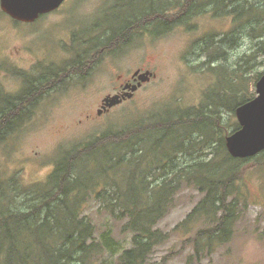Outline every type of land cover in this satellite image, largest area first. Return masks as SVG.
<instances>
[{
	"label": "rangeland",
	"instance_id": "374dc122",
	"mask_svg": "<svg viewBox=\"0 0 264 264\" xmlns=\"http://www.w3.org/2000/svg\"><path fill=\"white\" fill-rule=\"evenodd\" d=\"M182 2L65 0L57 11L31 24L14 22L0 11V94L21 95L28 82L49 88L16 131L0 137V182H15L32 193L46 182L61 153L142 117L186 112L188 119L195 114L212 117L211 128L192 130L194 150L190 146L187 152L192 157L181 161L208 163L217 172L239 168L230 238L195 256L189 239L214 227L220 212L196 215L181 226L204 196L183 187L156 226L167 238L147 264H264V154L250 162L226 160L228 152L217 142L239 127L227 105L256 97L255 84L264 73V3L231 0L225 13L209 7L166 32L154 25L139 33L131 30L124 42H107L131 16L152 6L173 18ZM234 8L244 13L242 18L228 14ZM136 70L154 76L131 99L98 116L102 100L118 93ZM83 215L94 225L96 241L107 231L115 240L111 251L92 261L115 264L130 248L131 235L122 233L121 223L110 219L97 201L90 200Z\"/></svg>",
	"mask_w": 264,
	"mask_h": 264
},
{
	"label": "trees",
	"instance_id": "16d2710c",
	"mask_svg": "<svg viewBox=\"0 0 264 264\" xmlns=\"http://www.w3.org/2000/svg\"><path fill=\"white\" fill-rule=\"evenodd\" d=\"M182 1L173 18L167 17L164 8L152 6L131 16L132 21L107 42L126 41L131 30L139 33L154 25L163 26L166 32L172 24H183L209 7L222 14L231 2ZM228 14L238 19L244 15L238 8ZM28 84L21 95L0 94L1 140L16 131L49 90L40 81ZM243 103L227 108L234 112ZM184 115L142 117L75 144L56 158L46 182L32 193L15 182H0V264H94L92 259L111 251L115 240L110 231L101 235L100 242L95 240L94 225L83 215L90 200L99 202L110 219L121 223L122 233L131 235L130 248L116 257L115 264H147L154 249L167 238L156 226L183 187L204 196L181 226L196 215L217 216L220 212L214 227L189 239L195 256L225 243L231 235L234 213L232 190L242 173L237 166L217 172L208 163L182 162V158L192 157L187 153L190 146L194 150L192 130L210 127L214 121L202 114H195L194 119H188L187 112ZM224 139L217 142L225 151ZM226 160L250 162L253 158L239 160L226 154Z\"/></svg>",
	"mask_w": 264,
	"mask_h": 264
},
{
	"label": "water",
	"instance_id": "95a60500",
	"mask_svg": "<svg viewBox=\"0 0 264 264\" xmlns=\"http://www.w3.org/2000/svg\"><path fill=\"white\" fill-rule=\"evenodd\" d=\"M65 0H0V11L17 23L31 24L40 17L56 11ZM154 75L149 72H134L135 84L127 83L122 93L107 95L101 102L97 115L120 105ZM256 97L239 105L235 117L239 128L225 137V148L233 159H251L264 151V73L255 84Z\"/></svg>",
	"mask_w": 264,
	"mask_h": 264
},
{
	"label": "flooded vegetation",
	"instance_id": "af4514ba",
	"mask_svg": "<svg viewBox=\"0 0 264 264\" xmlns=\"http://www.w3.org/2000/svg\"><path fill=\"white\" fill-rule=\"evenodd\" d=\"M57 11V10H56ZM55 12V11H54ZM53 13V12H52ZM50 14V13H49ZM48 15V14H47ZM41 18V17H40ZM124 42V41H123ZM136 71H138V70H136ZM135 71V72H136ZM140 71V70H139ZM141 72V71H140ZM134 74V73H133ZM127 83H131V84H135L136 83V80L133 78V75L131 76V79L130 80H128V81H126V82H124L123 84H122V86H121V89H120V91L118 92V93H116V94H120V93H122V88H123V86L124 85H126ZM103 113H106V112H103Z\"/></svg>",
	"mask_w": 264,
	"mask_h": 264
}]
</instances>
